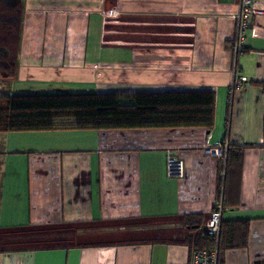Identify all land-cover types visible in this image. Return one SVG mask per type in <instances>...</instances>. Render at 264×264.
<instances>
[{
  "label": "crops",
  "instance_id": "crops-1",
  "mask_svg": "<svg viewBox=\"0 0 264 264\" xmlns=\"http://www.w3.org/2000/svg\"><path fill=\"white\" fill-rule=\"evenodd\" d=\"M0 9L16 31L0 95L215 94L211 132L0 133V264H189L224 189L226 158L209 152L222 143L245 151L225 192L218 264H264V90L254 84L264 82V14L235 58L239 0H0ZM234 66L248 81L231 93ZM169 156L183 178H168Z\"/></svg>",
  "mask_w": 264,
  "mask_h": 264
},
{
  "label": "trees",
  "instance_id": "trees-1",
  "mask_svg": "<svg viewBox=\"0 0 264 264\" xmlns=\"http://www.w3.org/2000/svg\"><path fill=\"white\" fill-rule=\"evenodd\" d=\"M254 84L264 90V82ZM214 124L215 94L209 91L0 95V133L155 128H203L211 132ZM244 151L245 147L231 144L225 153V180L219 184L225 191L218 192V199L223 197L226 207L225 192L241 178ZM198 220V215L185 216V223L193 230L201 227ZM221 237L222 232L219 244ZM207 244L210 246L203 235L197 237L196 247ZM218 249L222 251L221 245Z\"/></svg>",
  "mask_w": 264,
  "mask_h": 264
},
{
  "label": "built area",
  "instance_id": "built-area-1",
  "mask_svg": "<svg viewBox=\"0 0 264 264\" xmlns=\"http://www.w3.org/2000/svg\"><path fill=\"white\" fill-rule=\"evenodd\" d=\"M240 10L237 15L236 21V35L235 39L232 42L231 49L235 56H238L245 53L247 47V38L248 32L252 25L254 18L264 14L257 7V0H239ZM115 11H110L108 15H115ZM235 80L231 86V93L239 89L244 83L248 80L241 74L239 68L234 66ZM227 143H222L215 148H212L209 152L217 157L223 158L225 156L226 150L228 149ZM167 176L170 179H181L184 176L183 162L179 159L169 156L167 160ZM223 188H220L219 191L223 193ZM227 210V207L224 204L223 197H220L215 203L212 212L206 222L203 236L210 242V246L207 248L193 247L191 250V257L189 264H218V255H219V240H220V230L222 223L223 213Z\"/></svg>",
  "mask_w": 264,
  "mask_h": 264
},
{
  "label": "rangeland",
  "instance_id": "rangeland-1",
  "mask_svg": "<svg viewBox=\"0 0 264 264\" xmlns=\"http://www.w3.org/2000/svg\"><path fill=\"white\" fill-rule=\"evenodd\" d=\"M12 15L13 14L11 12L0 9V63H3V68L0 69V77L1 74L3 77H9V74H11V71H8L11 69V65L6 63L5 60L9 54L7 48L11 45H15V28L11 24H7Z\"/></svg>",
  "mask_w": 264,
  "mask_h": 264
}]
</instances>
